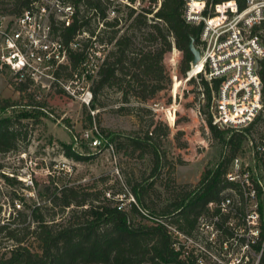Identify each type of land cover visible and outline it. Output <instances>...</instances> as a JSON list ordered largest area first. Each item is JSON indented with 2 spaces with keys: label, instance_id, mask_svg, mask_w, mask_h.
Returning a JSON list of instances; mask_svg holds the SVG:
<instances>
[{
  "label": "trees",
  "instance_id": "1",
  "mask_svg": "<svg viewBox=\"0 0 264 264\" xmlns=\"http://www.w3.org/2000/svg\"><path fill=\"white\" fill-rule=\"evenodd\" d=\"M36 1L11 0L13 7L9 13L20 15ZM112 1L70 0L74 9L68 23L51 16L52 33L68 46V63L61 64L55 70L59 79L65 76L71 80L75 74L80 75L85 69L84 63L89 52L103 48L98 49L99 45H104L106 34L109 36L108 42L114 43L113 49L100 62L97 72L88 74L93 81L90 87L93 107L99 92L108 86H126V93L123 95L127 101L129 93L147 100L165 89L167 83H170V76L163 63L164 57L170 63L172 47L182 50L184 57L180 71L186 74L190 70L193 57L189 48L190 37L195 36L198 44L201 31L200 26L190 24L184 19L186 0H161L156 11L154 8H144L137 12L136 7L130 4L128 19L131 20V29H134L135 24L145 28L154 43L151 48L132 49V33L126 30L119 34L121 18L108 20V8ZM242 1L240 0L241 5ZM149 15L154 22H149ZM255 31L264 40V23L257 26ZM84 33L88 37L80 41V46L70 47V43ZM203 63L204 59L197 64L196 71L190 70L189 74L199 73ZM260 75L264 83V58L261 60ZM198 76L201 77L204 90L202 94L206 98L200 112L205 114L208 129L213 140L220 144V150L216 164L203 172L195 187L190 190H173L170 201L160 210L150 207L145 200V195L154 181L148 184L144 181L137 183L138 188L134 191L137 200L130 201L129 209L120 206L124 199L119 200L105 194L101 197L97 192L74 185L54 188L47 186V199L45 197L42 202L28 203L25 195L14 191L13 215L6 220L0 219V264H160L163 261L195 264L193 257L181 258V252L173 246L177 236L170 230L169 225L184 233H194L198 216L208 210L207 202L217 199L222 187L228 184L222 183L231 160L250 138L249 128L222 129L213 123L210 107L220 80H208L202 73ZM177 80L179 92L186 80ZM16 86L18 91L26 94L29 101L22 104L0 94V155L19 149L22 141L27 140L28 123L24 119L37 122L44 115L47 106L45 100L35 98V92L40 90L33 86L30 79L16 83ZM29 89L34 91L26 92ZM59 89L64 92L62 88ZM171 93L173 94V87ZM171 106L163 108L166 116L172 110ZM191 115L194 118L195 112H191ZM157 131L154 129L155 133ZM150 132H146L144 139L132 136L129 142L134 148L149 146L152 149L151 174L155 176L163 165L165 152L160 150L153 140V132ZM97 135L100 136L99 133ZM107 136L108 139L119 141L117 133L111 132ZM120 144L125 145L122 142ZM66 154L82 158L76 152L67 151ZM1 179L9 186L22 183L17 177L4 172L2 163ZM17 198L24 204L23 209L20 202H15ZM17 205L20 207L17 208ZM67 209H70L67 220L59 221L56 214H62ZM45 210H53L54 214L50 215ZM261 211L264 228V201ZM2 242L7 245H2ZM259 264H264V252Z\"/></svg>",
  "mask_w": 264,
  "mask_h": 264
},
{
  "label": "rangeland",
  "instance_id": "2",
  "mask_svg": "<svg viewBox=\"0 0 264 264\" xmlns=\"http://www.w3.org/2000/svg\"><path fill=\"white\" fill-rule=\"evenodd\" d=\"M50 3L51 16L54 15L59 20H70L71 10L65 11L68 6L74 9L70 0H50ZM130 4L136 7L137 12L144 8H154L156 11L161 0H113L108 8V20L121 18L119 34L126 30L132 33L133 44L130 48L153 47L154 43L145 28L135 24L134 29H131V20L128 19ZM12 7L11 0H0V13H7L11 21L15 16L9 13ZM151 15L149 22H154ZM52 36L58 37L54 33ZM85 37H88L86 33L77 39L82 41ZM104 37L105 42H108L109 36L106 34ZM105 42L98 48L103 47L100 50L103 59L113 49L114 44ZM170 51H173L171 62L168 63L165 57L163 60L170 83L147 100L129 93L127 101L123 95L126 93V86L113 85L99 92L95 107L92 106L93 99L89 104L85 103L81 92L86 93L93 85L88 74L96 73L102 60L90 64L87 69L93 68L94 72H88L74 83L63 76L66 87L74 94L63 92L58 87L35 92L36 99L45 100L47 103L44 115L37 122L24 119L28 123L27 142L22 141L19 149L0 155L3 171L22 182L9 186L3 179L0 180V219L6 220L13 215L14 191L25 195L28 203L42 202L47 195V186L54 188L74 185L97 192L101 197L105 194L119 200L124 199L120 206L129 209L130 201L137 200L134 193L138 188L137 183L144 181L148 184L154 181L145 195V200L150 207L160 210L170 201L173 190H190L195 187L203 172L216 164L220 144L213 140L204 119L206 116L200 112L206 103V98L202 95L204 90L201 77L197 73L189 74L190 70L196 71L197 65H192L191 62L190 70L182 74L180 66L184 57L183 51L176 46ZM14 76L8 67L0 65V94L24 104L29 98L17 90ZM203 76L205 77L204 73ZM177 78L186 80L179 92ZM43 82L48 83V79ZM32 91L34 90L29 89L26 92ZM170 105L172 110L166 116L163 108ZM191 112H195L194 118ZM154 129L158 131L155 133ZM148 130L153 132V140L165 152L163 165L155 176L151 174L152 149L149 146L134 148L129 142L132 136L144 139ZM111 132L119 135V141L108 139L107 134ZM87 133L90 136L86 137ZM96 133H100L107 141L103 142V146L93 145L91 135ZM254 134L257 131L249 132L250 136ZM121 142L125 145H121ZM243 146L239 155L244 152ZM67 151L79 153L82 158L68 156ZM15 202H20L21 208H24L18 198ZM69 212L70 209H67L55 217L59 221H65ZM46 213L54 214L53 210ZM2 245L7 243L2 242Z\"/></svg>",
  "mask_w": 264,
  "mask_h": 264
},
{
  "label": "built area",
  "instance_id": "3",
  "mask_svg": "<svg viewBox=\"0 0 264 264\" xmlns=\"http://www.w3.org/2000/svg\"><path fill=\"white\" fill-rule=\"evenodd\" d=\"M49 2L37 0L12 21L7 13H0V64L14 73L16 83L30 79L41 91L58 87L72 93L63 78L55 74L69 61L68 46L59 36H52ZM242 2L186 0L184 8L186 22L201 27L197 45L204 63L199 73L208 80H220L210 107L213 123L222 129L257 131L244 142L243 154L231 160L222 183L228 184L217 199L207 202L208 210L198 216L194 233L169 225L177 236L173 246L181 252V258L193 257L195 264H259L264 252V83L260 75L264 40L255 31L264 23V0ZM69 10L73 12L72 6L65 11ZM80 44L76 38L70 47ZM102 59L100 50L92 49L85 69L70 81L94 72L87 68ZM81 93L82 100L89 104L92 91L88 88ZM91 138L94 146H103L101 134H92Z\"/></svg>",
  "mask_w": 264,
  "mask_h": 264
},
{
  "label": "water",
  "instance_id": "4",
  "mask_svg": "<svg viewBox=\"0 0 264 264\" xmlns=\"http://www.w3.org/2000/svg\"><path fill=\"white\" fill-rule=\"evenodd\" d=\"M189 48L193 54L192 65H197L202 60V54L201 49L197 45L195 36L190 37Z\"/></svg>",
  "mask_w": 264,
  "mask_h": 264
}]
</instances>
